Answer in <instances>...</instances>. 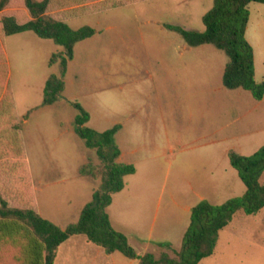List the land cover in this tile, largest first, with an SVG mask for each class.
I'll list each match as a JSON object with an SVG mask.
<instances>
[{"label":"rangeland","instance_id":"obj_1","mask_svg":"<svg viewBox=\"0 0 264 264\" xmlns=\"http://www.w3.org/2000/svg\"><path fill=\"white\" fill-rule=\"evenodd\" d=\"M128 2L88 1L82 7L103 9L68 20L74 29L91 26L97 33L76 45L62 99L52 105L43 106L44 90L48 78L59 74V64L50 60L61 47L33 32L5 38L16 111L20 118L32 111L23 139L37 208L62 228L79 219L99 185L78 173L82 164L98 159L75 133L78 111L72 102L88 110L89 126L97 131L123 125L115 142L136 173L113 196L108 212L117 228L130 233L162 223L177 210L175 201L197 204L207 198L222 204L242 196L246 186L228 153L249 156L264 144V98L226 89L227 55L209 44L191 47L166 27L205 31L203 17L214 0ZM249 11L246 38L261 83L264 4L252 2ZM207 179L218 182L216 191L205 190ZM200 264H264V209L256 215L237 212L220 232L214 254Z\"/></svg>","mask_w":264,"mask_h":264},{"label":"trees","instance_id":"obj_2","mask_svg":"<svg viewBox=\"0 0 264 264\" xmlns=\"http://www.w3.org/2000/svg\"><path fill=\"white\" fill-rule=\"evenodd\" d=\"M92 0H0V264H55L60 246L69 238L85 236L106 253L121 252L138 259L140 264H200L215 252L220 232L239 211L256 215L264 209V144L252 155L229 151L231 166L236 169L246 191L216 205L208 200L197 203L191 211V222L180 248H167L160 253L147 252L140 256L128 237L111 222L108 208L113 196L126 186V178L136 173L132 163L120 161L121 149L115 142L120 129L116 125L105 131L89 126L91 114L79 102L75 133L94 150L98 162L91 159L82 164V177L99 181L92 201L84 206L79 219L62 228L40 215L31 180L25 143L24 120L18 116L12 86L5 38L33 32L42 39L52 40L61 51L53 54L50 64H59V74L51 75L44 90L43 106L62 99L69 62L74 59L79 42L93 37L97 30L91 26L78 29L68 24L77 18L103 8L82 5ZM144 0H129L136 3ZM264 4V0H214L213 8L204 17L205 31L167 24L170 31L180 34L191 47L213 45L223 51L226 63L223 84L227 89H245L254 98H264V81L256 82L255 52L246 38L250 20L249 4Z\"/></svg>","mask_w":264,"mask_h":264},{"label":"crops","instance_id":"obj_3","mask_svg":"<svg viewBox=\"0 0 264 264\" xmlns=\"http://www.w3.org/2000/svg\"><path fill=\"white\" fill-rule=\"evenodd\" d=\"M234 90H238V89H234ZM122 127L123 125L120 128ZM127 160L128 157L126 153L121 150L120 161L131 163L128 162ZM231 181L232 180H227L226 185L231 184L232 183ZM207 182L208 183L205 185V190L206 189L215 190L213 189L214 183L218 184V182L208 179ZM202 200H208V199L206 198ZM188 202L189 201L187 200L175 201L174 204L177 210L173 212L170 211L168 216L164 215L165 220H163L162 223L160 224H158L156 220L152 222V224H150L151 225L150 228L146 233H142L138 229L136 231H132L131 233L126 232L115 226L111 216L110 219L112 225L118 231L124 233L128 237L129 242L136 249L138 255L142 256L147 252H154L157 254L160 253L161 251H167L168 248L167 245H169V247H173L176 249L181 247L184 235L191 222L192 208L196 205L194 203L191 202L188 203ZM170 220H172V223L169 222ZM175 231H177L176 236H173L175 235L174 234ZM138 247L140 248L138 249ZM79 254L81 255L79 256ZM55 264H140V261L138 259L128 258L123 253L118 251L112 254H108L100 246H97L96 244L88 241V239L85 236L77 235L69 238L66 242H64L60 246Z\"/></svg>","mask_w":264,"mask_h":264}]
</instances>
